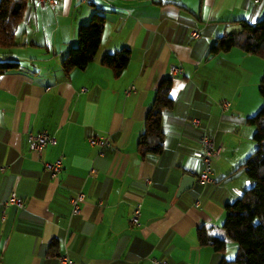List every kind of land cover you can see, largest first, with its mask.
Masks as SVG:
<instances>
[{"label":"crops","instance_id":"1","mask_svg":"<svg viewBox=\"0 0 264 264\" xmlns=\"http://www.w3.org/2000/svg\"><path fill=\"white\" fill-rule=\"evenodd\" d=\"M94 12L105 16L97 53L85 68L65 73L61 60ZM263 14L264 0H61L42 7L30 0L15 44L0 48V60L19 63L0 74V264H62L57 256L64 254L71 264H153L154 258L218 264L221 256L199 245L196 232L204 225L223 236L225 204L252 184L236 168L256 148L255 129L242 119L255 112L247 88L262 63L236 47L206 57L236 21ZM123 47L130 59L116 77L101 58ZM171 65L181 71L169 76ZM164 78L171 79L175 99L162 120L164 148L141 159L137 140ZM225 99L228 110L221 107ZM42 130L56 143L38 156L26 137ZM202 133L225 148L210 183L198 180ZM90 135L110 139L105 154L88 142ZM58 158L54 178L44 163ZM186 174L194 183L179 191ZM12 191L22 207L5 202ZM76 191L84 201L72 215L69 198Z\"/></svg>","mask_w":264,"mask_h":264},{"label":"trees","instance_id":"2","mask_svg":"<svg viewBox=\"0 0 264 264\" xmlns=\"http://www.w3.org/2000/svg\"><path fill=\"white\" fill-rule=\"evenodd\" d=\"M29 1L0 0V48L9 50L15 44V30L25 15ZM236 22L240 23L242 30L219 36L210 46L206 59L236 47L263 61L258 86L263 104L256 113L242 119L244 123L255 127L252 139L256 143V148L236 168V170L243 168L252 184L239 197L225 204L226 214L221 224L224 236H218L204 225L198 227L196 233L199 245H210L221 256L218 264H264V14L255 21ZM104 23V14L94 12L87 23L79 26L77 45L70 47L61 60L65 73L83 69L94 59L101 42ZM129 59L130 50L123 47L104 55L101 64L109 67L117 77L123 72ZM18 67L19 63L15 60H0V74ZM171 86V79L164 78L155 92L145 117L144 131L136 144V152L141 159L158 155L163 151L165 143L163 116L175 105V99L171 96ZM227 238L236 242V251L232 258L222 256Z\"/></svg>","mask_w":264,"mask_h":264},{"label":"built area","instance_id":"3","mask_svg":"<svg viewBox=\"0 0 264 264\" xmlns=\"http://www.w3.org/2000/svg\"><path fill=\"white\" fill-rule=\"evenodd\" d=\"M61 0H36V7H42L46 4L51 6H58ZM191 34L194 37L199 36L196 29H191ZM181 68L178 65H171L169 69V76H173L176 73L180 72ZM221 107L223 110H228L230 107V101L225 99L221 101ZM191 123L194 126H198V119H192ZM27 143L29 148L34 151L38 156L42 153L43 149L48 144H55L56 138L46 130L38 132H29L27 134ZM88 142L92 145L98 147V154H105V148L110 145V139L108 137L90 135L88 137ZM199 149L195 151V156L199 159L202 167L198 174V180L201 183H210L214 182L213 177L211 176V170L213 166V161L218 159L221 153L224 151V146L221 143H215L213 137L209 136L206 133H202L198 138ZM61 158H58L54 162H45L44 167L48 170L52 177L56 178L61 170ZM71 204V214L76 215L80 211V204L84 201V193L81 191L74 192L69 198ZM6 203L16 205L18 207L23 206V200L20 196L17 195L15 191L10 192ZM141 204L137 203L133 209L131 216V222L133 224L138 223V217L140 215ZM57 259L62 264H71L72 260L67 255H58ZM153 264H169L166 259L154 258Z\"/></svg>","mask_w":264,"mask_h":264},{"label":"rangeland","instance_id":"4","mask_svg":"<svg viewBox=\"0 0 264 264\" xmlns=\"http://www.w3.org/2000/svg\"><path fill=\"white\" fill-rule=\"evenodd\" d=\"M258 60H260V59L258 58ZM260 61L262 63L261 70L256 75V78L252 79L250 84H248V88H247L246 100H247V104H250V107L252 109H254L255 112H253V114L256 113L258 111V109L263 104L262 97L260 96L259 90H258L259 80H260V77H261L262 71H263V61L262 60H260ZM222 65H223V67L226 68V78H227V80L232 82L234 80V77L228 75V72L233 70V67L231 66V63H226L225 65L224 64H222ZM245 126L255 129V127L253 125H250V124H246ZM213 163H214V161H213ZM221 233L224 236V232H221ZM234 248L236 249V242L231 240V239H229V238H227V245H226V250L225 251L229 252V251H231ZM234 255H235V253H233V256H231V258L234 257Z\"/></svg>","mask_w":264,"mask_h":264},{"label":"water","instance_id":"5","mask_svg":"<svg viewBox=\"0 0 264 264\" xmlns=\"http://www.w3.org/2000/svg\"><path fill=\"white\" fill-rule=\"evenodd\" d=\"M242 30V26L240 24H233L229 27V32L238 33ZM194 183V176L190 174H186L183 176L182 182L179 186V191L186 189L187 187L192 186Z\"/></svg>","mask_w":264,"mask_h":264},{"label":"bare ground","instance_id":"6","mask_svg":"<svg viewBox=\"0 0 264 264\" xmlns=\"http://www.w3.org/2000/svg\"><path fill=\"white\" fill-rule=\"evenodd\" d=\"M34 5L36 6V0H33Z\"/></svg>","mask_w":264,"mask_h":264},{"label":"snow or ice","instance_id":"7","mask_svg":"<svg viewBox=\"0 0 264 264\" xmlns=\"http://www.w3.org/2000/svg\"><path fill=\"white\" fill-rule=\"evenodd\" d=\"M173 95H174V93H173Z\"/></svg>","mask_w":264,"mask_h":264}]
</instances>
